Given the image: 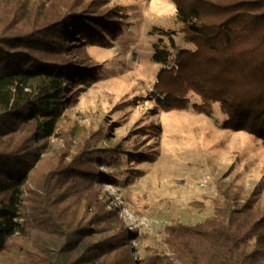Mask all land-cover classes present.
I'll return each mask as SVG.
<instances>
[{"label": "rangeland", "instance_id": "374dc122", "mask_svg": "<svg viewBox=\"0 0 264 264\" xmlns=\"http://www.w3.org/2000/svg\"><path fill=\"white\" fill-rule=\"evenodd\" d=\"M6 1L18 7L22 26L37 2L46 12L89 5L112 18L101 21L108 30L101 36L61 42L89 73L84 82L66 83L65 108L52 134L38 141L36 166L40 172L78 161L97 171L98 195L129 229L136 259L171 254L170 224L194 225L249 198L264 211V138L253 126L235 128V121L250 124L240 118L252 114L229 101L247 83L242 67L231 62L218 72L200 58L168 73L153 59L156 46L170 54L169 64L181 50L196 49L176 19L175 0ZM260 33L235 46L246 68L256 62L257 43L264 44ZM197 79L199 87L191 83Z\"/></svg>", "mask_w": 264, "mask_h": 264}, {"label": "trees", "instance_id": "16d2710c", "mask_svg": "<svg viewBox=\"0 0 264 264\" xmlns=\"http://www.w3.org/2000/svg\"><path fill=\"white\" fill-rule=\"evenodd\" d=\"M3 1L0 264H264V211L260 213L252 198L239 206L215 208L211 217L194 225H168L165 241L171 254L164 261L138 260L129 229L98 195L97 171L78 161L38 171V141L52 134L65 108L66 83L72 78L84 82L89 73L71 61L60 44L74 34L84 39L101 36L108 31L101 21L112 18H102L105 13L97 15L89 5L46 12L37 2L22 26L18 7L6 0L3 6ZM175 8L177 21L196 49L181 50L169 64L170 54L156 46L154 61L168 73H182L189 60L200 58L205 65H218V72L230 69L231 62L242 67L240 75L247 83L229 101L252 116L241 114L250 124L233 125L253 126L264 138V44L255 46L258 56L249 68L236 61L240 50L235 48L259 31L264 41V0H175ZM194 73L193 78L204 75ZM198 82L191 83L199 87Z\"/></svg>", "mask_w": 264, "mask_h": 264}]
</instances>
